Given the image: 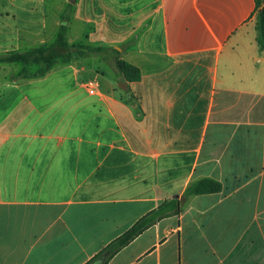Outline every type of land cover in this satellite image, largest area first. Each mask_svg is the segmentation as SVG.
<instances>
[{
    "label": "crops",
    "instance_id": "0c3cea01",
    "mask_svg": "<svg viewBox=\"0 0 264 264\" xmlns=\"http://www.w3.org/2000/svg\"><path fill=\"white\" fill-rule=\"evenodd\" d=\"M40 1L0 0V8L34 9ZM96 2L98 24L135 25L114 28L128 45L122 58L142 71L140 82H126L138 100L133 107L116 83L98 103L106 126L97 130L118 134L126 115H143L132 127L143 144L118 150L98 143L101 157L92 160L88 143L65 138L9 148L6 138L0 264H88L141 217L205 178L223 191L190 198L180 216L157 222L108 264H264V52L256 0ZM53 132L40 134L51 141ZM13 151L16 158L7 159ZM32 152L36 158L25 159Z\"/></svg>",
    "mask_w": 264,
    "mask_h": 264
},
{
    "label": "rangeland",
    "instance_id": "374dc122",
    "mask_svg": "<svg viewBox=\"0 0 264 264\" xmlns=\"http://www.w3.org/2000/svg\"><path fill=\"white\" fill-rule=\"evenodd\" d=\"M40 2L34 9L21 4L22 8H0V59L12 54H27L53 44L66 11L71 18L67 22L68 39L71 43L115 49L120 52L116 58H122L128 45H123L125 42L118 37L120 33L117 29L121 26L128 31L135 25H114L111 22L98 24L96 0ZM69 3H73L72 9L67 7ZM88 19L91 22H86ZM115 26H118L117 29ZM41 67V64L33 62L9 63L0 60V152L2 145L7 143L6 138L9 139L7 143L9 148L23 144L33 147L39 141L54 143L65 138L68 139L66 143L74 146L88 143L90 145L88 159L92 160L93 157L96 159L101 157L96 151L98 143H113L118 150L128 149L129 142L137 146L143 144L132 131V127H137L136 122L143 121V115H126L121 121V126H118V134L111 132L103 137L102 131L97 130L102 128L101 126H106V123L102 118L97 119L96 108L102 99H108L113 95L112 85L116 83L118 94L122 93L125 96L131 94L132 97L125 103L128 106L133 107L138 101L114 66L113 60L98 55L81 57L74 54L71 62L58 60L43 77L22 76L24 69L33 75ZM89 86L95 87V95L89 94ZM137 109L135 108V111ZM53 127H56L58 132L51 133L53 140L48 141L47 134L40 132L48 133ZM69 127L73 131L71 133L68 131L70 134L66 136L65 130ZM110 134L114 137L109 136ZM110 153L105 151L106 155ZM44 154L53 156L51 152ZM122 154L126 156L123 160L128 161V153ZM16 155L17 153L13 151L5 156L7 159H15ZM35 158L33 152L32 155L25 156L28 160Z\"/></svg>",
    "mask_w": 264,
    "mask_h": 264
},
{
    "label": "trees",
    "instance_id": "16d2710c",
    "mask_svg": "<svg viewBox=\"0 0 264 264\" xmlns=\"http://www.w3.org/2000/svg\"><path fill=\"white\" fill-rule=\"evenodd\" d=\"M67 7L72 9L73 3H69ZM69 17V12L66 11V14L63 16V22L58 30L57 38L50 46L40 47L27 54L8 55L0 60L2 62L9 63L33 62L41 64V69L33 75H30L28 71L24 69L22 76L30 78L45 76L60 59L65 62H71L74 54L81 57L98 55L113 60L114 66L117 68L124 81L129 83L141 81V69L123 58H116V56L120 55L118 50H109L101 46L94 48L90 45L82 43H71L68 39L69 28L67 22L71 20ZM256 31L259 50L260 52H264V0H256ZM222 191L223 184L211 178H205L190 184L184 192L182 198L166 200L161 203L159 207L141 217L131 228L113 240L88 264L106 252L109 253V256L104 264H108L116 254L127 247L146 230L154 226L157 222L166 218L180 216L184 212L185 202H187L190 198L194 196L220 193Z\"/></svg>",
    "mask_w": 264,
    "mask_h": 264
},
{
    "label": "water",
    "instance_id": "95a60500",
    "mask_svg": "<svg viewBox=\"0 0 264 264\" xmlns=\"http://www.w3.org/2000/svg\"><path fill=\"white\" fill-rule=\"evenodd\" d=\"M108 256H109V253L106 252L102 254L100 257H98L97 259H95L94 261H92L90 264H104Z\"/></svg>",
    "mask_w": 264,
    "mask_h": 264
},
{
    "label": "built area",
    "instance_id": "2783aa9c",
    "mask_svg": "<svg viewBox=\"0 0 264 264\" xmlns=\"http://www.w3.org/2000/svg\"><path fill=\"white\" fill-rule=\"evenodd\" d=\"M88 92H89V94H91V95H95V94H96V89H95V87H93V86H89V87H88Z\"/></svg>",
    "mask_w": 264,
    "mask_h": 264
}]
</instances>
